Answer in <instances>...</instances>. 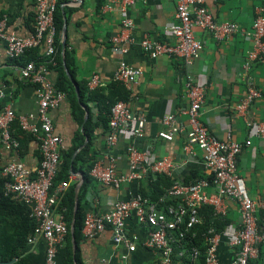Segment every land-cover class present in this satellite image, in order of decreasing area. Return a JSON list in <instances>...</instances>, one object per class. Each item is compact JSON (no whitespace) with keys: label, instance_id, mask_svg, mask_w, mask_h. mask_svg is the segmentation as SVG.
I'll return each instance as SVG.
<instances>
[{"label":"crops","instance_id":"obj_1","mask_svg":"<svg viewBox=\"0 0 264 264\" xmlns=\"http://www.w3.org/2000/svg\"><path fill=\"white\" fill-rule=\"evenodd\" d=\"M175 1L144 0L137 3L130 11L134 28L123 33L126 40L121 46L126 52L117 53L112 49L111 39L121 35L122 31L118 7L113 4V0H58L62 19L64 15L66 23L65 47L61 49L62 65L77 99H80L82 90L86 92L87 83L93 74L99 76L105 88L112 83L119 63L124 62L142 71L137 83L131 87L132 99L127 104L134 114L143 115L146 122L143 139L132 141L122 134L116 144L108 148L104 128L93 125L99 117L98 105L86 93L80 106L82 123L78 122V113L73 114L67 98L57 108L50 110L53 132L62 139L63 149L71 147L78 133L82 134L83 144L74 155L90 143L89 157L105 165L107 159L111 158L119 174L128 172L127 151L131 145H135L147 152L151 159L169 157L175 165L170 175L174 180L184 181L192 173L210 176L205 169L201 150L195 148L193 156L184 155L185 134L177 135L172 141H164L157 136L163 127L164 116H179L180 111L187 108L184 82L189 76L203 83L206 88L200 120L209 132L222 140L228 137L239 143L250 140V146L243 147L237 157V173L244 180L249 196L258 203L259 225L264 226V140L257 136L250 137L248 126L249 123L264 124V58L250 73L261 97L252 103L244 118L237 117L235 106L247 88L242 64L251 47L243 35L236 34L227 42L216 43L209 35L196 31V37L202 42V51L199 59L188 67L175 58L151 59L142 50L140 42L145 36L173 42L167 27L176 23ZM107 5L110 9L105 8ZM260 6H264V0L206 1L208 11L217 22H233L247 32L251 31L255 9ZM35 15V0H0V18H7V30L16 36L26 37L32 33ZM65 51L69 53V60L65 57ZM34 52L40 54L42 48ZM20 68L18 63L6 56L5 45L0 40V86L4 93L0 105L12 108L17 117L31 116L28 118L29 124L39 128L36 86L21 79ZM49 78L54 85L57 74L51 71ZM178 120L187 126L185 116L180 115ZM88 121L92 127L86 134L84 126ZM74 158L69 167V185L77 182L75 195L78 196L84 176L78 165L74 169ZM0 160L2 165L9 161L22 162L34 173L40 161L38 143L30 141L21 156L17 151H6L0 144ZM140 185L149 187V182L144 178L115 189L92 180L81 206L85 212L109 211L116 201H127L138 194ZM206 192L212 194L214 190L211 188ZM222 205L225 209V226L220 231L222 235L218 254L224 264H230L234 250L223 233L237 229L240 218L236 203L225 200ZM146 231L133 219L127 222L128 238L135 245V250L131 252L115 245L108 229L93 240L84 239L78 246L80 264H156L155 253L143 245ZM65 241L58 249L56 264H65ZM71 244L74 253V239ZM45 250V242L38 238L27 243L25 257L30 264H43Z\"/></svg>","mask_w":264,"mask_h":264},{"label":"built area","instance_id":"obj_2","mask_svg":"<svg viewBox=\"0 0 264 264\" xmlns=\"http://www.w3.org/2000/svg\"><path fill=\"white\" fill-rule=\"evenodd\" d=\"M144 0H113L118 7L121 35L111 39L112 49L117 53H125L121 43L126 40L124 32L134 28L130 11ZM207 0H176V23L167 27L173 42H162L145 36L140 42L142 50L151 59L159 57L175 58L184 66L192 65L199 59L202 42L196 37V31L209 35L216 43H224L236 34L248 39L251 47L242 64L247 82L243 96L235 106L237 117L244 118L250 106L261 97L254 86L251 71L264 58V6L257 7L251 31L247 32L233 22H217L206 7ZM58 0H35L36 15L33 31L29 36L19 37L7 30V18L0 19V40L5 45V54L9 59L22 58L31 49L42 48L44 56L51 58L55 53L56 27L54 15ZM110 9V6H106ZM50 69L47 64L30 61L20 68V77L36 86L37 119L39 128L29 124L30 117H17L12 108L0 109V144L6 151H17L20 144L12 137L11 126L18 120L21 128L32 134L40 153L37 169L32 173L22 162L9 161L2 165L1 176L6 178V193L14 194L17 199L29 205L36 228L28 243L41 238L46 250L43 264H56L58 249L66 239L69 229L57 208L62 201L69 182H61L53 188V182L60 169V157L63 150L62 139L53 132L50 110L55 109L66 98L65 93L55 89L51 82ZM142 71L120 62L114 73L113 81L122 83L126 89L137 83ZM97 74H93L87 83L89 90L102 87ZM184 94L188 106L182 109L179 116L186 117L187 126L179 122V116L166 115L162 121V129L158 138L172 141L177 135L185 134L183 147L185 156H193L197 148L203 153L205 169L211 176L192 184L175 181L157 202L140 194L127 201H116L109 211L85 213L81 234L86 240H93L107 229L110 230L112 242L123 246L128 252L135 250V245L128 238L127 222L135 220L146 228L144 247L157 256L156 264H197L200 250L191 246L195 236L194 228L201 225L203 218L200 209L212 207L214 216H225L223 201L236 203L239 212V227L223 233L229 239V246L234 250L230 264H248V261L259 255V247H264V226L258 224V203L248 194L242 177L237 173V157L243 147L250 146V140L239 143L231 137L219 139L209 132L200 120L205 102L206 88L203 83L187 77L184 82ZM4 98L0 86V101ZM145 119L143 115L134 114L127 103L119 101L110 110L106 144L111 148L122 134L132 141L144 138ZM249 136H257L264 140V124L249 123ZM105 165L97 161L90 170V176L98 183L119 189L122 185L134 181H142L148 173L165 174L170 177L175 165L167 156L151 159V156L131 145L127 151L128 172L119 174L111 158ZM213 189L208 194V189ZM191 234L190 238L188 235ZM222 233L214 226L204 234L206 249L204 264H224L218 254V246Z\"/></svg>","mask_w":264,"mask_h":264},{"label":"trees","instance_id":"obj_3","mask_svg":"<svg viewBox=\"0 0 264 264\" xmlns=\"http://www.w3.org/2000/svg\"><path fill=\"white\" fill-rule=\"evenodd\" d=\"M1 19V18H0ZM54 24L56 27V36H55V53L51 58L44 56V50L40 54H35V49H31L26 52V54L17 60H14L19 66L23 67L30 61H37L47 64L50 71H53L57 74L56 82L54 87L56 90L65 93L66 98L68 99L72 112L74 115L78 113L79 123H82V110L80 108L81 103H83L84 95L89 94V99L97 103L99 108V117L93 125L95 127L102 126L108 133L109 127V118L111 107L119 102L123 101L129 103L132 99V91L126 89V87L116 81L107 87H100L92 91L88 90V87L85 91L80 92V99L78 100L73 88L72 83L68 79L64 67L62 65L61 59V32L63 27L62 14L58 6L54 15ZM65 57L69 60V53L65 51ZM69 68V66H68ZM0 105V109H1ZM91 122L88 121L85 123L84 132L88 134L91 128ZM12 137L17 139L20 146L17 150L18 155H23V152L27 148V144L30 141H36L35 137L24 131L19 125V121L16 120L11 126ZM83 144L82 134L78 135L73 140L71 147L63 149L61 151L60 157V169L54 179L53 188H55L61 182H69L70 171L69 167L76 150ZM90 143L86 145L74 158L73 165L79 166L82 170L84 176V182L79 188L78 192V209L74 212L75 208V187L77 182H74L69 185L62 201L60 202L57 211L62 215L69 232L66 236V255H65V264H80L79 258V243L84 240L81 229L82 222L85 216V210L81 206V202L84 200L86 193L88 191L90 182L94 180L90 176V170L93 165L97 162V159L89 157ZM40 155V153H39ZM2 169L0 168V262H9L15 260L12 264H30L25 257V248L28 243V238L31 237L36 228V221L32 217L31 207L15 197L14 194H8L5 191V182L6 178L1 176ZM145 179L149 182V187L140 185L138 188V194L149 198L152 202H157L159 198L165 193L175 181L171 177L165 174H151L148 173L145 176ZM200 179H208L211 181V176H206L203 174H193L184 181H179L182 184H192L197 182ZM200 215L203 218L201 225H197L194 228L195 236L191 239V246H196L200 250V257L197 261V264H204V251L206 249V243L204 234L209 227L214 226L217 232H220L224 226L225 221L224 217L214 216L212 207L205 206L200 209ZM73 222V236L71 235L70 228ZM258 224L259 221H258ZM191 234L188 235L190 238ZM72 239L75 242L74 253L72 251ZM264 247H259V255L255 259L248 261V264H264ZM185 264H189L188 261H184Z\"/></svg>","mask_w":264,"mask_h":264},{"label":"water","instance_id":"obj_4","mask_svg":"<svg viewBox=\"0 0 264 264\" xmlns=\"http://www.w3.org/2000/svg\"><path fill=\"white\" fill-rule=\"evenodd\" d=\"M63 20H64V24L62 27V37H61V45H62V49H64L65 47V39H66V23H65V17L63 15ZM75 156V155H74ZM74 158V157H73ZM78 191V188L76 189V193ZM78 209V196L77 194L75 195V208H74V212H76V210ZM73 231H74V227H73V222L71 224V228H70V232L71 235L73 236ZM15 260L9 261V262H0V264H12L14 263Z\"/></svg>","mask_w":264,"mask_h":264}]
</instances>
